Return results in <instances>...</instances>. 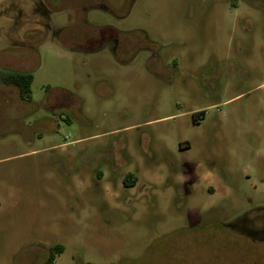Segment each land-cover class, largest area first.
I'll return each mask as SVG.
<instances>
[{"label":"rangeland","instance_id":"374dc122","mask_svg":"<svg viewBox=\"0 0 264 264\" xmlns=\"http://www.w3.org/2000/svg\"><path fill=\"white\" fill-rule=\"evenodd\" d=\"M15 71L0 264H264V0H0Z\"/></svg>","mask_w":264,"mask_h":264},{"label":"trees","instance_id":"16d2710c","mask_svg":"<svg viewBox=\"0 0 264 264\" xmlns=\"http://www.w3.org/2000/svg\"><path fill=\"white\" fill-rule=\"evenodd\" d=\"M4 83L16 86L18 88L20 97L24 100H30L32 98V82L34 80V74L32 72L15 71L5 72L1 76ZM189 147V146H188ZM137 182V176L133 173H128L124 177V184L127 187L134 186ZM64 250V245L58 243L50 248L47 258L40 264H55L57 253H61ZM86 264H94L88 262Z\"/></svg>","mask_w":264,"mask_h":264},{"label":"flooded vegetation","instance_id":"af4514ba","mask_svg":"<svg viewBox=\"0 0 264 264\" xmlns=\"http://www.w3.org/2000/svg\"><path fill=\"white\" fill-rule=\"evenodd\" d=\"M39 9L42 10V6ZM109 43H111V42H109ZM113 48H114L115 53L119 52L117 50L118 48L115 45ZM122 52L125 53L127 51H122ZM253 211H259L260 215H258L259 216L258 220H254L253 218L252 219L248 218V214L253 212ZM253 211L247 212L244 214L243 217H241L242 224L244 222H245V224L242 225L241 223H235V224L229 223V224H225V226L229 230L233 231V230H235V228H238L236 225L239 224V225H241L239 228H240V230H242V232H240V234H244L246 237L250 238L254 242H258V243L263 244L264 243V207H259Z\"/></svg>","mask_w":264,"mask_h":264},{"label":"crops","instance_id":"0c3cea01","mask_svg":"<svg viewBox=\"0 0 264 264\" xmlns=\"http://www.w3.org/2000/svg\"><path fill=\"white\" fill-rule=\"evenodd\" d=\"M6 84V83H5ZM7 85H10V84H7ZM10 86H13V85H10ZM16 87V86H15ZM17 88V87H16ZM13 88H11V90H9V91H12L13 92ZM17 90H18V88H17ZM15 91V90H14ZM19 92V91H18ZM19 97H20V94H19ZM17 108H20V103H17V105H15ZM138 178V177H137ZM138 180V179H137ZM137 183V182H136ZM136 185V184H135ZM134 185V186H135ZM2 205V199H1V197H0V206Z\"/></svg>","mask_w":264,"mask_h":264},{"label":"built area","instance_id":"2783aa9c","mask_svg":"<svg viewBox=\"0 0 264 264\" xmlns=\"http://www.w3.org/2000/svg\"><path fill=\"white\" fill-rule=\"evenodd\" d=\"M203 118V113L200 114V119Z\"/></svg>","mask_w":264,"mask_h":264}]
</instances>
